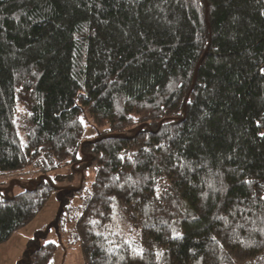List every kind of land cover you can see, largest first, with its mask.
<instances>
[{
    "label": "trees",
    "instance_id": "obj_1",
    "mask_svg": "<svg viewBox=\"0 0 264 264\" xmlns=\"http://www.w3.org/2000/svg\"><path fill=\"white\" fill-rule=\"evenodd\" d=\"M262 68L264 0H0V173L88 163L84 264H264ZM56 192L0 202V247ZM117 206L142 256L112 234Z\"/></svg>",
    "mask_w": 264,
    "mask_h": 264
},
{
    "label": "rangeland",
    "instance_id": "obj_2",
    "mask_svg": "<svg viewBox=\"0 0 264 264\" xmlns=\"http://www.w3.org/2000/svg\"><path fill=\"white\" fill-rule=\"evenodd\" d=\"M18 112L22 117L25 112L22 104ZM84 123L88 128L86 140L96 141L98 136H95L92 124L86 120ZM137 130H128L121 135L134 136ZM78 158L82 162L69 161L63 168L49 174L35 168L10 174L0 173V202L11 200L31 187L35 188L41 180L58 190L30 225L18 232L8 244L0 247V264H29L30 255L47 244L57 246V253L50 264H84L76 225L83 215L95 176L88 163L81 156ZM113 216L110 227L113 236L137 245L138 232L127 223L120 207H115Z\"/></svg>",
    "mask_w": 264,
    "mask_h": 264
},
{
    "label": "snow or ice",
    "instance_id": "obj_3",
    "mask_svg": "<svg viewBox=\"0 0 264 264\" xmlns=\"http://www.w3.org/2000/svg\"><path fill=\"white\" fill-rule=\"evenodd\" d=\"M261 72L264 73V68L261 69ZM260 135H261L262 137H264V133H260ZM159 147H162V146H159ZM133 183H136V182H133ZM243 183L248 184V185H251L253 182H252V181H249V180H245V181H243ZM208 187L211 188L213 191H224V190H225L224 187H223V182H221V188H220V189H216L212 183H209V184H208ZM261 187L264 188V185H261ZM165 191H166V190H165ZM155 192H156V197H155V198H156L157 200H159L161 197H160V188H159L158 185H157V187L155 188ZM203 195H204L205 197H207V193H203ZM110 199H113V200H114L115 197H111ZM259 201H260V202H264V195H262V196L259 197ZM253 202H254V203L257 202V201H256L255 193H253ZM241 203H243V201H241ZM101 215H103V214L101 213ZM113 219H115V215L113 216ZM221 219H224V218L221 217ZM92 223H93V224H96L97 221H92ZM240 227H243V226L240 225ZM114 234H115V233H114ZM97 235H101V234H100V233H97ZM181 235H182L181 233H179V232H177L175 229H173V237H172V238H180ZM213 239H215V237H213ZM109 243L111 244L112 242L109 241ZM125 243L129 245V247L131 248V251H132L133 254H135V255H139V256H142V254H143V252H144V249H143L142 247H133V246H132V243H131L130 240H125ZM114 251H115V246L110 247V248L108 249V252H110V253H111V252H114ZM162 255H163L162 252H158V253H157V259H159V257L162 256Z\"/></svg>",
    "mask_w": 264,
    "mask_h": 264
}]
</instances>
